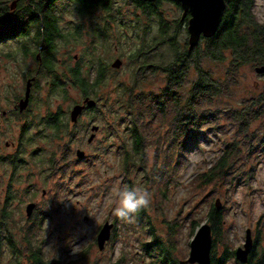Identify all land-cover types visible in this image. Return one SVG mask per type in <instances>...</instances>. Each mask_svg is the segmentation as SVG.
I'll return each instance as SVG.
<instances>
[{
  "label": "rangeland",
  "instance_id": "1",
  "mask_svg": "<svg viewBox=\"0 0 264 264\" xmlns=\"http://www.w3.org/2000/svg\"><path fill=\"white\" fill-rule=\"evenodd\" d=\"M12 2L15 0H0L10 9ZM26 3L28 0L22 4ZM16 8L15 5L10 12ZM159 10L170 24L183 20L178 40L186 38L188 41L189 15L183 17L182 7L175 1H163ZM54 13L60 29L69 37L68 41L59 39L56 42V72L79 64L93 82L101 61L107 67V75L98 91L106 101L101 98L98 109H86L78 123L71 124L70 133L56 139L46 118L50 113L61 111L70 121L72 106L81 103L84 95L76 87L68 88L66 98L51 93L50 76L45 70L38 74L30 111L35 126L23 137V161L17 175L20 177L17 197L22 201L8 206L17 223L12 238L20 251L19 258H14L10 245L1 243L0 237V264H34L29 261V256L36 248L47 264H161L160 255L166 262L175 258L180 264L189 257L196 230L202 223H209L207 211L217 198L224 208L225 220L223 233L213 237L215 257L223 250L224 236L228 239V247L235 252L245 243L246 229H251L253 239L258 230L264 233V156L246 183H199L198 175L212 166L222 149L221 140L229 127L224 112L221 115L222 130L215 133L205 127L182 149L173 147L174 127L170 116L166 120L160 119L159 115L157 120L144 116L141 126L148 136L147 165L123 169V147H130V116L128 109L120 107L125 99L122 89L133 90L134 94L144 93L146 98H151V95L158 96L167 85L164 67L173 55L159 34V20L137 10L133 0H112L110 9L97 7L84 15L78 12L75 2L58 0L54 3ZM253 13L257 21L264 24V0H253ZM78 24L80 35L75 31ZM35 32L36 27L32 26L27 37L12 36L0 40V106L3 109L24 95L27 73L33 70V75L38 67L39 46L34 40ZM155 44L156 48L143 53ZM118 58L122 60L121 66L112 68L111 64ZM208 65L219 78L224 77L229 66L227 60ZM254 68L250 65L239 68L231 95L222 98L217 108L225 111L229 105L235 107L253 92L263 89L264 78ZM195 78V72L191 71L184 81L186 90ZM211 107L216 108L215 105ZM21 123L16 118L0 121L1 133L6 132L0 136V153L12 151L5 142L16 139ZM92 124H97L99 130L95 139L88 143ZM231 133L228 136L232 138ZM29 137H32L30 142ZM77 149L85 152L84 158L76 157ZM154 156L160 157L156 163ZM165 157H171V160ZM6 168L7 164L0 157L1 208L5 206L1 186ZM27 181L31 183L28 192L25 189ZM124 188L146 190L151 194L149 205L143 207L141 220H137L136 213L131 220L113 215L115 193ZM28 200L38 203L44 215L42 222L33 228L25 220ZM193 220L201 222L194 233ZM106 221L114 226L110 240L103 250H99L97 235ZM154 235L171 249L170 252L159 251L155 245L150 246L149 251L144 249L143 244H151ZM27 237L30 243L26 242ZM227 264L243 263L234 255Z\"/></svg>",
  "mask_w": 264,
  "mask_h": 264
},
{
  "label": "trees",
  "instance_id": "2",
  "mask_svg": "<svg viewBox=\"0 0 264 264\" xmlns=\"http://www.w3.org/2000/svg\"><path fill=\"white\" fill-rule=\"evenodd\" d=\"M24 1L21 0L12 13L10 11L13 8H8L6 3H0V40L12 36L27 37L31 27L35 26L34 40L39 46L41 61L39 73L45 70L50 76L51 93H59L66 98L69 94L68 88L76 87L81 89L84 97L89 96L97 102L101 98L106 101L98 91L107 75V67L101 61L96 67V77L93 82L90 81L89 74H84L79 64L61 73L55 70L58 61L56 42L59 39L69 40L68 35L60 29L58 18L54 13V3L58 0H28V3L23 5ZM70 1L77 4L81 15L97 7L108 10L112 5V0ZM163 1L174 2L173 0L153 2L133 0L137 10L159 20V34L168 43L173 56L164 67L167 85L158 96L151 95V98H146L144 93L134 94L133 90L122 89L121 94L125 99H123L124 105L120 107L124 110L128 109L130 116L128 126L130 147H123L121 162L123 169L127 171L129 167L145 168L147 165L148 136L141 126L144 116L155 120L158 119V115L163 120L170 116L174 127L173 147L182 149L205 127H209L215 133L222 130L224 123L221 115L224 112L229 123L226 130L230 128L229 132L226 133L225 130V136L221 140L222 149L212 166L198 175L199 183L200 185L223 181L229 184L246 183L254 175L257 164L264 156V87L244 98L239 105L235 107L229 105L225 111L217 108V104L222 98L231 95L237 82L239 68L245 65L264 64V24L259 23L253 13V0H224L225 8L216 33L210 37L201 35L196 45L190 48L186 38L183 41L178 40V32L182 29L183 20L170 24L162 18L159 5ZM178 5L181 6L179 3ZM75 31L76 34H81L80 24L76 26ZM156 47L157 44L149 46L143 53H149ZM226 60L229 66L224 77L219 78L208 64ZM191 71L195 72L196 78L186 90L184 81ZM260 75L264 78V74ZM137 82L138 80L134 86ZM211 105H215L216 108L213 109ZM135 106H138L137 110L134 109ZM98 107L97 104L91 110ZM101 115L105 116L104 113ZM69 122L71 121L66 119V113L61 111L50 113L46 118V123L54 130L56 139L64 138L70 133L69 129L76 125ZM230 132L232 138L228 136ZM243 147H246L245 151ZM159 158L154 156V163L158 162ZM165 158L171 160V157ZM143 213L144 208L137 211L135 214L137 220H141ZM207 220L211 226L212 236H220L224 229V208L217 209L215 203L211 204L207 211ZM200 223V221H192L193 233ZM156 238L157 236L154 235L151 244H143L144 249L149 251L151 250L149 247L155 245L159 251L164 249L170 252L171 249ZM224 238L223 250L218 257L213 255L211 249V264H227L234 258L235 252L228 247L227 237ZM213 247L215 246L212 243ZM34 258V264H46L39 252L34 254ZM158 259L161 264H179L175 258L166 262L160 255ZM245 264H264V233L261 230H258L254 236L253 249Z\"/></svg>",
  "mask_w": 264,
  "mask_h": 264
},
{
  "label": "water",
  "instance_id": "3",
  "mask_svg": "<svg viewBox=\"0 0 264 264\" xmlns=\"http://www.w3.org/2000/svg\"><path fill=\"white\" fill-rule=\"evenodd\" d=\"M140 1H155V0H140ZM179 3L183 10V17L189 15L188 19V43L190 48L194 47L200 36L210 37L214 35L219 27L223 10L225 8L224 0H173ZM185 17V19H186ZM39 55V54H38ZM122 64L121 59H116L112 64V68H119ZM254 71L257 74H264V64L255 66ZM35 78L29 79L26 85L25 96L20 101V107L25 108L30 99L31 85ZM98 102L89 97H84L81 103H76L72 106L69 116L71 123H77L80 116L86 109L94 108ZM99 130L97 124L90 126V135L87 139L91 143ZM78 159L85 157V152L81 149L75 151ZM217 209L222 207L220 199L215 201ZM34 204H29L26 208L28 214H31ZM114 224L106 221L97 235V246L99 250H103L107 241L111 238V231ZM213 243L212 230L209 223H202L196 230L194 238L190 244V253L188 259L181 261L180 264H211V249ZM253 249V238L251 229H246L245 243L243 247H238L235 250V257L238 261L245 264Z\"/></svg>",
  "mask_w": 264,
  "mask_h": 264
},
{
  "label": "flooded vegetation",
  "instance_id": "4",
  "mask_svg": "<svg viewBox=\"0 0 264 264\" xmlns=\"http://www.w3.org/2000/svg\"><path fill=\"white\" fill-rule=\"evenodd\" d=\"M19 2H21V0H15V2H12L11 8H14L15 5L18 7ZM36 60H38L39 64L35 73L31 75L33 70H30L27 73L28 78L26 81V85L29 79L35 78L31 85V94L28 105L25 108L20 107V101L25 96V92H24V95L22 97L18 98L17 101L8 104L7 107H5V109H3L0 106V121H5L10 118H16L18 121L20 120L22 121V123L18 128V135L16 139L12 140L11 142H5V146L9 149H12V151L8 152L7 154L0 153L1 159L7 164V168L3 173V178H5L6 180L5 179L3 180L4 184L1 186L2 192L4 193L5 206H2V208L0 207V237H1V243L7 242L10 245V249L15 259L19 258V252H20L17 249V247L14 246V243H16V241L12 238L13 232H15L13 227H15L17 223L13 219V214H12L13 210L8 209V206L10 204H13L17 200L22 201L19 197H17V194H19L18 188H20V177H17V175L23 161V158H21V154L23 152L22 147L24 144L23 137L27 135L28 131L35 126L34 119L33 116H31L30 111L33 101L32 92L35 82L37 80V76L39 74V68L41 64L40 54L36 55ZM25 91H26V86H25ZM5 133H1L0 131V136H3V134ZM31 139L32 137H29L28 141L30 142ZM32 154H34V152ZM30 187H31V183L28 181L25 182L26 192H28ZM45 193H46L45 190H43L42 194L44 195ZM29 204H34V208L31 214H28L26 211V208ZM42 217H44V215L42 214V211L39 210V204L36 203L34 200H28L25 206V220L31 225V228L42 222L43 220ZM26 242L30 243L28 237L26 238ZM36 252H38V248H36V250L35 249L32 250V252L30 253L29 261L31 263H34L35 261L34 254H36Z\"/></svg>",
  "mask_w": 264,
  "mask_h": 264
},
{
  "label": "clouds",
  "instance_id": "5",
  "mask_svg": "<svg viewBox=\"0 0 264 264\" xmlns=\"http://www.w3.org/2000/svg\"><path fill=\"white\" fill-rule=\"evenodd\" d=\"M113 215L122 220H131L133 215L143 207H147L151 194L146 190L118 189L115 193Z\"/></svg>",
  "mask_w": 264,
  "mask_h": 264
}]
</instances>
